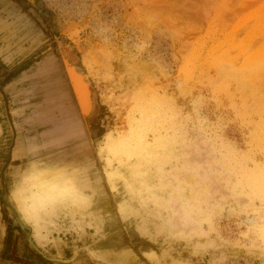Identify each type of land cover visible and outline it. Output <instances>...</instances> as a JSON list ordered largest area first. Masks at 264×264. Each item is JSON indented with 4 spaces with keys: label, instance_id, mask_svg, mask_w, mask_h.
I'll list each match as a JSON object with an SVG mask.
<instances>
[{
    "label": "rangeland",
    "instance_id": "obj_1",
    "mask_svg": "<svg viewBox=\"0 0 264 264\" xmlns=\"http://www.w3.org/2000/svg\"><path fill=\"white\" fill-rule=\"evenodd\" d=\"M261 99L264 0H0V250L13 207L27 258L264 264Z\"/></svg>",
    "mask_w": 264,
    "mask_h": 264
},
{
    "label": "crops",
    "instance_id": "obj_2",
    "mask_svg": "<svg viewBox=\"0 0 264 264\" xmlns=\"http://www.w3.org/2000/svg\"><path fill=\"white\" fill-rule=\"evenodd\" d=\"M2 109L3 108H2V105L0 103V118H3L1 116L2 112H3ZM1 125L2 124H0V127H1ZM0 205H1V200H0ZM17 225L18 224H16L12 220V222L11 223L9 222L5 228L3 245H2L1 250H0V261H1V263L3 262V263H8V264H17L14 262L16 258H19L23 261L31 262L32 264H64V263H70V261L73 260V258L64 259L62 257L61 258L56 257L53 254L42 249L38 245L31 243L30 240H29V243L27 244V248L30 252L34 253L33 257H31V258L23 257L19 251L20 240L18 239V233L24 232V230L21 228L20 225H18V228H15V227H17ZM133 262L131 264H133Z\"/></svg>",
    "mask_w": 264,
    "mask_h": 264
},
{
    "label": "bare ground",
    "instance_id": "obj_3",
    "mask_svg": "<svg viewBox=\"0 0 264 264\" xmlns=\"http://www.w3.org/2000/svg\"><path fill=\"white\" fill-rule=\"evenodd\" d=\"M261 49V48H260ZM259 56H262L259 55ZM263 57V56H262ZM259 58V57H258ZM261 58V57H260ZM260 64V63H259ZM244 65H247V64H244ZM254 64H252V66H254ZM251 67V66H250ZM248 70H253L252 68L248 69ZM253 77V76H252ZM243 81V80H242ZM241 85H244V84H241ZM246 85V84H245ZM259 92V91H258ZM139 93V92H138ZM254 91H253V95H254ZM261 94V93H260ZM248 95V94H247ZM252 95V96H253ZM249 99H250V96H249ZM252 99V98H251ZM258 99V98H257ZM154 100V101H153ZM152 101L154 102V104L157 103V99L154 97ZM255 101V100H254ZM152 102V104H153ZM239 102V101H238ZM264 103V102H263ZM151 104V103H150ZM151 104V105H152ZM153 104V105H154ZM261 104H262V99H261ZM258 105V104H257ZM255 105V106H257ZM260 105V104H259ZM264 105V104H262ZM143 105H140V107H142ZM146 105H144L145 107ZM143 107V108H144ZM154 108V107H153ZM254 108V107H253ZM259 108V107H258ZM256 109V108H255ZM146 110V108H145ZM149 112V111H148ZM259 113V112H258ZM143 114V117L141 119V123L140 122H135L134 120H127L128 121V127L126 129H123L122 131H119L117 134L115 135H112V136H109L108 139H107V143L105 145L104 148H102L103 152L105 151L106 152V155L108 157H110V155H114L116 157H118L120 155V152H123V153H129L131 152V146L134 144H132V142L134 141V139L137 137V138H140L141 140H144L147 136V132L150 131V129L154 128L153 131H156L158 126H156V123H155V126L152 127L153 123L151 122L150 124L149 123H146L145 120H150L151 116L149 115H145L144 113ZM129 118V117H128ZM150 122V121H149ZM127 123V122H126ZM146 123V127H144V129L142 128V125ZM127 125V124H126ZM148 125V126H147ZM160 129V128H159ZM255 129V128H254ZM152 133V131H150ZM150 135V134H149ZM149 140V139H148ZM143 143V141H141ZM257 142V140H256ZM151 143V142H150ZM132 144V145H131ZM142 145V144H141ZM146 147V146H145ZM147 150V148H146ZM106 159V158H105ZM118 161V160H117ZM122 163H120L121 165ZM125 164V163H123ZM127 164V163H126ZM258 174V173H257ZM264 175V174H263ZM252 176V175H251ZM57 186V184H56ZM59 186V185H58ZM58 188V187H57ZM54 191V190H53ZM264 211V210H263ZM262 213V212H261ZM264 213V212H263ZM264 216V214H263ZM262 227V226H261ZM261 233V232H260ZM262 234L264 236V227L262 229Z\"/></svg>",
    "mask_w": 264,
    "mask_h": 264
},
{
    "label": "water",
    "instance_id": "obj_4",
    "mask_svg": "<svg viewBox=\"0 0 264 264\" xmlns=\"http://www.w3.org/2000/svg\"><path fill=\"white\" fill-rule=\"evenodd\" d=\"M70 76H71L72 79H75V77H76L73 73H71ZM75 91L77 93L78 100H79L80 104L83 106L84 105V101H85V96H84L85 94L83 92L82 86L79 83L75 84ZM2 176H3V178H2V200L5 203L4 194H5V190H6V185H5L4 175H2ZM11 208H12L14 214L18 218L19 225L21 226L22 229H24L25 226L23 225L22 221L19 219V215H18L17 210H15L13 207H11ZM30 242L32 243L31 240H30Z\"/></svg>",
    "mask_w": 264,
    "mask_h": 264
},
{
    "label": "trees",
    "instance_id": "obj_5",
    "mask_svg": "<svg viewBox=\"0 0 264 264\" xmlns=\"http://www.w3.org/2000/svg\"><path fill=\"white\" fill-rule=\"evenodd\" d=\"M25 69H23V71H24ZM22 72V71H21ZM15 263H17V264H32L31 262H28V261H23V260H21V259H19V258H16L15 259V261H14ZM0 264H8V263H1V261H0Z\"/></svg>",
    "mask_w": 264,
    "mask_h": 264
},
{
    "label": "flooded vegetation",
    "instance_id": "obj_6",
    "mask_svg": "<svg viewBox=\"0 0 264 264\" xmlns=\"http://www.w3.org/2000/svg\"><path fill=\"white\" fill-rule=\"evenodd\" d=\"M84 89H85V91H86V93H87V89L84 87Z\"/></svg>",
    "mask_w": 264,
    "mask_h": 264
}]
</instances>
